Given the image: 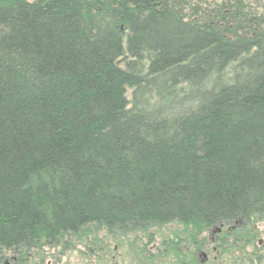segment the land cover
Here are the masks:
<instances>
[{"label":"trees","instance_id":"1","mask_svg":"<svg viewBox=\"0 0 264 264\" xmlns=\"http://www.w3.org/2000/svg\"><path fill=\"white\" fill-rule=\"evenodd\" d=\"M218 225L260 250L264 0H0V264H198Z\"/></svg>","mask_w":264,"mask_h":264},{"label":"rangeland","instance_id":"2","mask_svg":"<svg viewBox=\"0 0 264 264\" xmlns=\"http://www.w3.org/2000/svg\"><path fill=\"white\" fill-rule=\"evenodd\" d=\"M232 230L233 228L230 230V232ZM260 230H262V232L255 239L257 241L256 246L260 248V250L257 249L252 251L251 247L246 246L243 250L241 258L236 260V264H264V225H261ZM175 231H177V226L173 224L155 229L154 241L147 243L146 245V250L149 252V254H155V252H157L155 250L159 244V241L163 237L167 238L174 236ZM209 234L210 232L205 233L207 236L205 247L194 251V260L198 264H235L232 259V253L226 250L228 245L221 247L219 243H213L209 239ZM227 237L228 238L226 241L229 244L231 241V236L229 237V235H227ZM121 240L116 239L113 240L114 242L112 241L109 243L110 250H107V256L113 255L115 257L113 260H97L94 258H89L86 256L87 254H85L86 250L84 245L80 242H75V244L70 247L60 248L57 250L53 257H48L44 261V264H177L176 260H172L168 257H161L158 260L150 261L152 259H146L144 256L135 253L134 249L129 245L128 239L124 241V238H122ZM213 247L215 250H212ZM205 250H207V252ZM223 250L226 251L223 252Z\"/></svg>","mask_w":264,"mask_h":264},{"label":"flooded vegetation","instance_id":"3","mask_svg":"<svg viewBox=\"0 0 264 264\" xmlns=\"http://www.w3.org/2000/svg\"><path fill=\"white\" fill-rule=\"evenodd\" d=\"M230 232V231H229ZM226 233H228V231H226ZM225 233L221 230L219 231H214V229L210 230V234H209V239L214 243L218 241L219 237H222ZM212 250H215V248L213 247ZM207 252V250H205ZM215 258V257H214ZM7 264V263H5Z\"/></svg>","mask_w":264,"mask_h":264},{"label":"bare ground","instance_id":"4","mask_svg":"<svg viewBox=\"0 0 264 264\" xmlns=\"http://www.w3.org/2000/svg\"><path fill=\"white\" fill-rule=\"evenodd\" d=\"M230 228H234V226H229V225H218V226H215L213 227L214 230H221L225 233L226 231H230L231 229Z\"/></svg>","mask_w":264,"mask_h":264},{"label":"water","instance_id":"5","mask_svg":"<svg viewBox=\"0 0 264 264\" xmlns=\"http://www.w3.org/2000/svg\"><path fill=\"white\" fill-rule=\"evenodd\" d=\"M231 229V228H230ZM215 231V230H214ZM217 231V230H216Z\"/></svg>","mask_w":264,"mask_h":264}]
</instances>
